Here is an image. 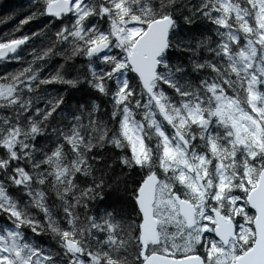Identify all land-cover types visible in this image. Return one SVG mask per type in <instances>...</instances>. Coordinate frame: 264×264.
<instances>
[{
  "label": "snow or ice",
  "instance_id": "obj_1",
  "mask_svg": "<svg viewBox=\"0 0 264 264\" xmlns=\"http://www.w3.org/2000/svg\"><path fill=\"white\" fill-rule=\"evenodd\" d=\"M3 7L0 264H264V0Z\"/></svg>",
  "mask_w": 264,
  "mask_h": 264
},
{
  "label": "trees",
  "instance_id": "obj_2",
  "mask_svg": "<svg viewBox=\"0 0 264 264\" xmlns=\"http://www.w3.org/2000/svg\"><path fill=\"white\" fill-rule=\"evenodd\" d=\"M23 2V0H0V16L5 14L4 5H15ZM2 25H0V29H2Z\"/></svg>",
  "mask_w": 264,
  "mask_h": 264
}]
</instances>
